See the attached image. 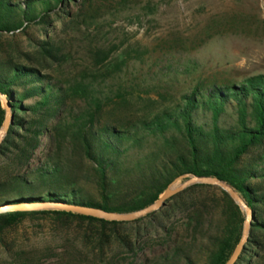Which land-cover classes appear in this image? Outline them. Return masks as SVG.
I'll return each mask as SVG.
<instances>
[{
    "label": "trees",
    "instance_id": "16d2710c",
    "mask_svg": "<svg viewBox=\"0 0 264 264\" xmlns=\"http://www.w3.org/2000/svg\"><path fill=\"white\" fill-rule=\"evenodd\" d=\"M99 4L0 0V94L12 113L0 145V243L23 221L42 216L60 230L75 226L81 244L99 257H133L93 264H196L189 247L172 239L177 230L168 228L180 217L186 228L205 230L204 264H225L240 240L244 214L216 187L194 185L129 223L20 210L75 206L128 214L156 202L176 180L194 176L215 178L242 198L253 217L236 264H264V75L195 88L133 125L126 117L112 121L131 104L124 75L146 51L114 39L135 1ZM17 35L27 38V50L14 43ZM3 119L0 104V127ZM87 182L96 198L81 188ZM151 236L165 242L161 253L143 245Z\"/></svg>",
    "mask_w": 264,
    "mask_h": 264
},
{
    "label": "rangeland",
    "instance_id": "374dc122",
    "mask_svg": "<svg viewBox=\"0 0 264 264\" xmlns=\"http://www.w3.org/2000/svg\"><path fill=\"white\" fill-rule=\"evenodd\" d=\"M113 1L100 0L99 5L109 8ZM134 1L135 10L119 20L116 26L121 30L114 39L126 38L146 51V55L124 75L126 85L132 87L131 104L112 121L119 123L126 117L125 121L133 125L142 115L172 108L181 96L195 88L202 91L211 86L226 87L250 76L264 75V0ZM29 33L37 36L35 32ZM14 43L22 50L29 47L24 35H17ZM76 159L81 168H86V163ZM182 182L178 179L172 187ZM81 188L96 198L92 182L83 183ZM168 228L177 230L172 235L175 244L189 247L196 264H204L205 251L201 245L205 244V230L186 228L185 219L180 217L172 218ZM3 242V245L0 243V264H93L101 260L129 263L133 260L123 252H109L99 257L81 244L75 226L60 230L50 218L42 216L27 219L6 232ZM142 243L161 253L165 242L160 236H151L143 238Z\"/></svg>",
    "mask_w": 264,
    "mask_h": 264
},
{
    "label": "water",
    "instance_id": "95a60500",
    "mask_svg": "<svg viewBox=\"0 0 264 264\" xmlns=\"http://www.w3.org/2000/svg\"><path fill=\"white\" fill-rule=\"evenodd\" d=\"M0 104L2 106V109L4 110V119L0 127V145H1L12 123V113L8 106L6 98L1 94H0ZM181 180H183V182L176 187H172L173 184L170 185L164 191V193L157 199V201L151 204L150 206L140 211H136L128 214L108 213L95 208L75 207V206H52V207H31V208L27 207V208H20V210L23 211L53 210L58 212H69L72 214H77L107 222L129 223V222L137 221L150 214L158 212L165 206L168 200H170L172 197L176 196L177 194L183 192L184 190L194 185L216 187L219 188L224 193H226L230 197V199L234 202V204L244 214V223L242 226L240 240L225 263V264H236L248 239L250 223L252 222V217H253L252 211L246 206L242 198L230 186L215 178H199L194 176H185L182 177ZM2 212L3 210L0 209V213Z\"/></svg>",
    "mask_w": 264,
    "mask_h": 264
}]
</instances>
